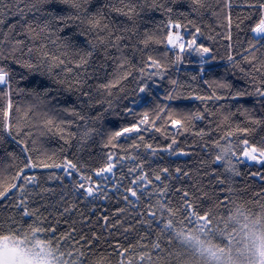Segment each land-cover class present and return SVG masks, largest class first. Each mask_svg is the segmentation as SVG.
<instances>
[{
  "label": "snow or ice",
  "instance_id": "obj_1",
  "mask_svg": "<svg viewBox=\"0 0 264 264\" xmlns=\"http://www.w3.org/2000/svg\"><path fill=\"white\" fill-rule=\"evenodd\" d=\"M239 6L243 11L236 13L234 22L233 8ZM206 11H212L227 31L224 56L215 45L199 40L204 34L201 24ZM157 13L164 21L156 20ZM184 27L193 29L189 39L182 31L173 30ZM241 34L243 41L238 39ZM160 44L171 48L162 52L152 47ZM191 52L197 54L198 69L181 77L177 65L187 62L185 54ZM218 58L226 61L223 71ZM109 68L113 69L110 78ZM25 69L34 75L21 89L19 81L25 79ZM58 69L75 75L70 82L57 79L52 83ZM229 69H239L247 86L227 78ZM100 72L105 77L97 87ZM200 85L206 86L203 91ZM64 87L79 92L75 102L57 98ZM25 91L40 102L29 105L28 110L14 101ZM193 102L204 109L193 110ZM210 104H219V108L213 111ZM56 105L61 113H71L72 119H61ZM40 106L46 109L40 114L41 134L55 132L66 142L76 137L73 147H79L82 154L100 136L108 150L88 152L84 158L73 152L58 154L34 148L35 125L28 119L32 109ZM109 112L123 119L108 121L105 117ZM217 113L233 121L239 133V148L231 159L240 169L242 158L260 162L261 170L254 176L264 182V0H242V5H234L233 0L216 5L210 0H0V198L26 217L45 208L44 201L52 196L55 205L49 202L47 207H55L64 223L73 228L77 221L72 217L77 214L81 228L97 237L130 229L132 223L126 219L129 209L136 211L144 193L172 179L168 167L149 171L148 159L155 157L159 148L185 153L175 135L164 144H156L153 136L167 134L168 125L188 132L197 121ZM236 113H242L249 126L235 122ZM73 124L76 132L68 133ZM199 132L202 135L205 129ZM121 147L125 150L120 151ZM215 161L213 175L222 157L217 155ZM124 164L130 165L127 175ZM174 172L177 180L193 175L192 168L186 173L181 166ZM49 181L60 185L58 193ZM184 196L187 199V189ZM113 198L115 202L109 204ZM80 206L83 212H77ZM8 247L28 253L22 241L6 244L0 240V249Z\"/></svg>",
  "mask_w": 264,
  "mask_h": 264
},
{
  "label": "trees",
  "instance_id": "obj_2",
  "mask_svg": "<svg viewBox=\"0 0 264 264\" xmlns=\"http://www.w3.org/2000/svg\"><path fill=\"white\" fill-rule=\"evenodd\" d=\"M115 2L118 3L119 0ZM210 3L216 5L222 3V0H210ZM233 4L242 5V0H233ZM242 11V6L233 8L234 22L236 13H242ZM224 14H226V9ZM218 15L222 14L218 12ZM164 19L162 14H156L157 21H164ZM201 27L204 34L199 37L200 42L215 45L219 55L224 56V40L227 38V31L217 16L212 15V11H206ZM178 30L186 34L185 39H189L193 31L191 27ZM160 31L162 32L163 28H160ZM233 38L236 39V30L233 31ZM238 39L243 41L245 36L241 34ZM152 47L159 48L162 52H168L171 48L169 46L166 48L163 44ZM174 51L173 49L169 54H174ZM196 55L194 52L186 53L185 61L187 62L177 65L181 77L197 71ZM217 64L223 71L226 61L218 58ZM57 71L58 76L56 73L52 75V83H56L57 79L70 82L75 75V73H65L63 69ZM112 71L111 68L107 71L109 78ZM33 75L25 69V79L19 81V87L26 88V82L31 80ZM99 77L95 82L97 87L104 82L105 73L100 72ZM227 78L240 82L242 86H247V81L239 74V69H229ZM17 80H19L18 77ZM15 86L14 84L13 87ZM126 87L130 88L131 85H126ZM205 87L200 85V90L203 91ZM77 95H79L77 90L69 92L66 87L57 92L59 100L68 99L69 103L75 102ZM100 95H104L102 90ZM14 101L25 110H28L31 104L40 103L30 98L26 91L15 96ZM223 103L227 109L228 102ZM248 103L251 105L252 101L249 99ZM55 107L61 119H72L71 113L60 112V105ZM191 107L193 110L204 109V105L199 102H193ZM209 107L215 111L219 108V104H210ZM231 110L235 111L234 108ZM43 111H46L43 106L32 109L33 115L28 119L30 124L35 125L32 139H35L37 143L34 148L55 151L58 154L61 151L65 154L73 152L76 157L83 155L84 158H87L88 152L96 154L108 150L105 149L100 136L95 137V143L89 144L82 154L79 147H73L76 137L66 142L60 134L55 132L41 134L39 121ZM92 115H95V112ZM105 119L119 122L123 117L109 112ZM233 119L242 126H249L242 113H236ZM96 127L99 128L100 125ZM200 128L205 129L202 135L199 132ZM167 129V134L156 133L153 136L155 143L171 142V137L175 135L176 143L185 149V153L166 152L159 148L155 157L148 159L149 171L157 167H168L172 173V179L144 193L136 211L129 209L130 215L126 219H130L132 223L130 229L125 231L121 228L107 235L101 233L97 237L92 231L81 228L77 214H73L72 217L77 221L76 227L73 228L71 223H64L55 207H47L49 202L55 205V197L50 196L44 201L47 209L38 208L30 212L27 217L24 212L15 209L13 205H9L8 201L0 198V201H3L0 202V238L16 236L28 241L41 239L47 243L54 255L58 256L56 262L69 264H217L201 252L202 245L208 246V250L218 252L219 249L222 251L231 247L234 249V246H242L247 242L252 252L259 253L257 257L259 263L264 264V182L254 176L255 172L261 170V164L248 163L242 158L244 162L240 169L231 159L233 152L239 148V133L236 130V124L231 120H225L217 113V115L208 116L203 121H197L195 128L188 132L177 131L171 125H168ZM76 130L75 124L67 128L68 133L76 132ZM106 130L107 126H105ZM243 138L244 134H241V139ZM120 144L124 145V142L121 141ZM111 150L116 151L117 149L112 148ZM124 150V147H121L120 151ZM2 155L3 153L0 152V156ZM217 155L222 157V162L218 168H215L213 175ZM70 158H72L71 155ZM201 161H204L203 167H200ZM129 166V164L123 166L125 175H127ZM177 166H181L186 173L189 168H192L193 175L189 174L188 179L182 175L177 180L174 172ZM197 167H200L199 172L196 171ZM120 174V170L115 173L117 178ZM128 182L126 180L125 184L127 185ZM63 183L68 184L67 180ZM48 184L57 193L59 192L60 185L56 181H49ZM185 189L188 192L187 199L184 196ZM114 202L113 198L109 204ZM83 211V206L77 210V212ZM99 215L98 212L97 216ZM112 215H115L114 210Z\"/></svg>",
  "mask_w": 264,
  "mask_h": 264
},
{
  "label": "rangeland",
  "instance_id": "obj_3",
  "mask_svg": "<svg viewBox=\"0 0 264 264\" xmlns=\"http://www.w3.org/2000/svg\"><path fill=\"white\" fill-rule=\"evenodd\" d=\"M245 161L247 160L245 159ZM247 162L260 163L252 161ZM191 236H193V234H191ZM0 240L4 241L6 244L11 243L13 240L17 243L22 241L23 246L28 249L27 254L21 252L19 249L10 247L0 249V264H69L66 262H56L58 256H55L51 248L47 246V243L43 242L41 239L38 241H28L21 237L6 236L0 238ZM244 245L238 247L234 246V249L231 247L225 251L219 249L218 252L212 249L208 250V246L202 245L204 250L202 249L201 252L205 253L209 260L217 264H258L259 259L257 257L259 253L252 252L247 242H245ZM199 249H201V247H199Z\"/></svg>",
  "mask_w": 264,
  "mask_h": 264
},
{
  "label": "bare ground",
  "instance_id": "obj_4",
  "mask_svg": "<svg viewBox=\"0 0 264 264\" xmlns=\"http://www.w3.org/2000/svg\"><path fill=\"white\" fill-rule=\"evenodd\" d=\"M174 31H180V30H178V29H173ZM169 47H171V46H169ZM249 163V162H248Z\"/></svg>",
  "mask_w": 264,
  "mask_h": 264
},
{
  "label": "clouds",
  "instance_id": "obj_5",
  "mask_svg": "<svg viewBox=\"0 0 264 264\" xmlns=\"http://www.w3.org/2000/svg\"><path fill=\"white\" fill-rule=\"evenodd\" d=\"M258 243H260V241H257Z\"/></svg>",
  "mask_w": 264,
  "mask_h": 264
}]
</instances>
